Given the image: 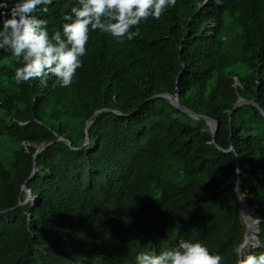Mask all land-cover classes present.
<instances>
[{
	"label": "trees",
	"instance_id": "obj_1",
	"mask_svg": "<svg viewBox=\"0 0 264 264\" xmlns=\"http://www.w3.org/2000/svg\"><path fill=\"white\" fill-rule=\"evenodd\" d=\"M74 6L51 0L33 15L51 38ZM137 29L128 40L90 28L68 87L55 77L17 84L21 64L0 49V264H137L181 240L236 264L238 177L261 221L259 249L246 254L264 253V116L245 104L229 119L239 98L264 109V0H176ZM176 93L218 124L217 147L233 152L212 143L204 121L155 97ZM23 184L36 200L16 207Z\"/></svg>",
	"mask_w": 264,
	"mask_h": 264
},
{
	"label": "clouds",
	"instance_id": "obj_2",
	"mask_svg": "<svg viewBox=\"0 0 264 264\" xmlns=\"http://www.w3.org/2000/svg\"><path fill=\"white\" fill-rule=\"evenodd\" d=\"M49 3L51 0H15L11 7L8 0L0 3V49L10 51L21 64L15 71L17 84L39 79L46 85L55 77L61 87L70 86L81 67L90 28L132 40L139 30L130 29L149 16L159 19L176 0H78L80 7L74 6L71 14L64 15L62 32L56 31L51 38L47 21L33 15L38 6ZM221 260L201 242L189 240L158 254L140 253L136 257L137 264H221ZM236 264H264V253L256 256L241 251Z\"/></svg>",
	"mask_w": 264,
	"mask_h": 264
},
{
	"label": "water",
	"instance_id": "obj_3",
	"mask_svg": "<svg viewBox=\"0 0 264 264\" xmlns=\"http://www.w3.org/2000/svg\"><path fill=\"white\" fill-rule=\"evenodd\" d=\"M155 97H162V98L168 100L170 102V104H172L174 107H176L179 110H181L183 113L188 115L193 120H202V121H204L207 124V126L209 127L210 131L212 132V135H213L212 143L216 145V143H215V133L217 131L218 124L215 121H213L212 119H210L208 117H205V116H202V115H197L194 112H192L191 110L181 106L179 104L178 94L177 93L174 96L168 95V94H163V95L161 94V95H156ZM245 104L254 105L256 108H258L260 110L261 114L264 116V109L260 108L257 104H254L253 102L245 101L244 99L239 98L236 101V103L232 106V109H231V111L229 113V119L231 118L232 112L236 108H238V107H240L242 105H245ZM105 111H108V110L102 109V110L95 111L93 113V115H92V118L95 115H97V114H99L101 112H105ZM115 113L119 114L118 112H115ZM92 118L89 119L86 122V126H85L86 137H85V141H84L82 147H84L89 142L88 130H89L90 125L92 124V121H91ZM55 142H62L64 144L68 145V146H71V143L69 141L63 139V138H58ZM53 143L54 142H51V143L42 145V146L37 148V150L35 151V153L33 155V164H35L37 156L42 151L47 149V147H49ZM216 147H217V145H216ZM217 148L219 150H221V151H224V152H233L234 151V147L232 145L230 146V148L228 150H223V149H221L219 147H217ZM234 160H235L237 172L239 173V158H238L237 155H235ZM35 172H36V168L34 167L33 170H32L31 176ZM240 182H241V180L238 177L237 181H236V186H235V193H236L237 200H238V203H239V208H240V222H241L242 226H243V222H245L246 223V228L243 227L244 228V232H243L244 239H243L242 243L238 246V254L239 255H240V252H241L240 251L241 248H245V250H248L249 252L258 249L259 244H260L258 235H259V227H260V223H261L260 220H256V219L252 218L251 214L254 211V207L253 208H249L247 206V204L244 202L243 197H242L241 192H240ZM22 191H24L26 193V197L27 198L24 201H19L18 204L16 205V207L23 206L27 202H29V201L33 202L36 199V197L32 196V192L29 189H27L25 184H23ZM27 199H30V200L27 201ZM249 234H251L250 237H248ZM245 253H247V251H245Z\"/></svg>",
	"mask_w": 264,
	"mask_h": 264
},
{
	"label": "bare ground",
	"instance_id": "obj_4",
	"mask_svg": "<svg viewBox=\"0 0 264 264\" xmlns=\"http://www.w3.org/2000/svg\"><path fill=\"white\" fill-rule=\"evenodd\" d=\"M35 200H36V199H35ZM32 203H33L32 201H29V202H28V206H30ZM251 215H252V214H251ZM243 227L246 228V223H245V222H243ZM250 236H251V234H249L248 237H250ZM241 249H243V248H241ZM241 249H240V250H241ZM251 252H252V251H251ZM244 253H245V252H244ZM245 254H246V253H245ZM97 264H98V263H97ZM99 264H100V263H99Z\"/></svg>",
	"mask_w": 264,
	"mask_h": 264
},
{
	"label": "rangeland",
	"instance_id": "obj_5",
	"mask_svg": "<svg viewBox=\"0 0 264 264\" xmlns=\"http://www.w3.org/2000/svg\"><path fill=\"white\" fill-rule=\"evenodd\" d=\"M1 149L2 150H5V148L1 145ZM240 251H243V252H245V248H243V249H241ZM241 253V252H240Z\"/></svg>",
	"mask_w": 264,
	"mask_h": 264
}]
</instances>
